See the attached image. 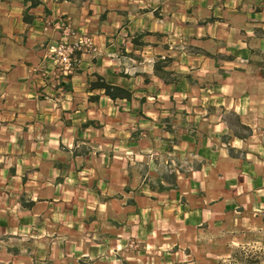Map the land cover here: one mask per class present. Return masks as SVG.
Listing matches in <instances>:
<instances>
[{
	"label": "crops",
	"instance_id": "obj_1",
	"mask_svg": "<svg viewBox=\"0 0 264 264\" xmlns=\"http://www.w3.org/2000/svg\"><path fill=\"white\" fill-rule=\"evenodd\" d=\"M31 3L0 0V264L85 263L71 243L9 245L50 233L48 204L56 216L107 203L184 211L218 197L225 161L264 156V0ZM61 15L101 48L81 56L66 87L46 73L42 47L60 37L45 20ZM97 75L131 98L92 89ZM230 111L251 133L236 134Z\"/></svg>",
	"mask_w": 264,
	"mask_h": 264
},
{
	"label": "rangeland",
	"instance_id": "obj_2",
	"mask_svg": "<svg viewBox=\"0 0 264 264\" xmlns=\"http://www.w3.org/2000/svg\"><path fill=\"white\" fill-rule=\"evenodd\" d=\"M164 56L161 60H168ZM227 116L236 134L251 133L236 113ZM250 153L258 154L250 151L225 161L224 181L212 187L219 192L217 198L206 197L200 204L187 201L189 209L184 211L177 204L172 212L159 209L140 216L130 207L107 203L61 205L56 216L52 213L57 205L48 204L47 236L6 239L12 246L77 245L88 254L79 264H264V156ZM150 154L155 161L157 154ZM55 229L75 236H57ZM48 262L57 264L53 258Z\"/></svg>",
	"mask_w": 264,
	"mask_h": 264
},
{
	"label": "built area",
	"instance_id": "obj_3",
	"mask_svg": "<svg viewBox=\"0 0 264 264\" xmlns=\"http://www.w3.org/2000/svg\"><path fill=\"white\" fill-rule=\"evenodd\" d=\"M50 29L59 32L60 37L42 44L44 58L52 64V69L46 73L57 80L56 85L61 87L60 81L75 72L83 54L97 56L101 53V48L93 35L77 28L68 15L45 20L43 30Z\"/></svg>",
	"mask_w": 264,
	"mask_h": 264
},
{
	"label": "trees",
	"instance_id": "obj_4",
	"mask_svg": "<svg viewBox=\"0 0 264 264\" xmlns=\"http://www.w3.org/2000/svg\"><path fill=\"white\" fill-rule=\"evenodd\" d=\"M37 3H39V0H32L31 5H36ZM167 61L168 60H164L163 62L166 63ZM60 84L63 85L64 87H66L67 85L65 80H61ZM91 88L103 89L104 93L109 97H111L112 99H118V98L130 99L132 95V92L129 89L120 85L109 83L101 75H97L96 78L91 82Z\"/></svg>",
	"mask_w": 264,
	"mask_h": 264
}]
</instances>
